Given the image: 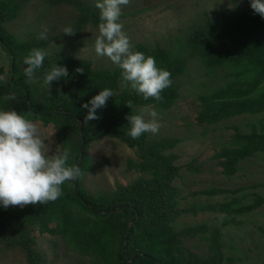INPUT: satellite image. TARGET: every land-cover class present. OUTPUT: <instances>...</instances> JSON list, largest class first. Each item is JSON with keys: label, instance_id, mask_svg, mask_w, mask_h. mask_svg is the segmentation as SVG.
Here are the masks:
<instances>
[{"label": "trees", "instance_id": "1", "mask_svg": "<svg viewBox=\"0 0 264 264\" xmlns=\"http://www.w3.org/2000/svg\"><path fill=\"white\" fill-rule=\"evenodd\" d=\"M29 1L0 0V50L8 62L6 68L0 65V110L14 109L31 120L51 122L57 139L69 150L67 163L78 164L83 175L66 182L63 194L55 201L22 208L5 209L0 205V236L7 238V244L20 249L28 264H46L43 251L35 248L26 229L30 230L29 224H39L51 217L56 221L53 234L79 255L90 254L95 262L102 264H225L228 257L222 250L220 228L203 223L178 230L173 224L184 212H232V201L179 207L178 191L173 185L179 167L175 164L176 156L167 152L177 140L152 139L147 133L132 139L126 117L139 114V107L149 104L171 107L180 96V79L189 72L190 61H195L194 67L200 68L203 77L201 86L211 88L208 81H215L221 75L223 80L230 78L223 85L203 89L198 94L202 107L200 120L218 122L244 113L262 116L257 125H251V134L235 135L233 145L221 151L227 157L221 161L224 171L233 173L241 160L258 152L264 154V18L252 8L224 9L215 16L205 13L185 29L183 36L176 37L173 46L136 43L135 51L153 56L157 67L171 73V86L162 91L163 99L156 101L144 100L123 82L118 66L93 69L88 60L51 48L58 38L73 37L86 29L87 24L98 27L100 14L91 5L78 0H45L49 7H58L64 2L73 7L77 5L80 11L69 26L75 31L72 35H65L63 30L42 40L40 33L30 32L28 38L20 39L7 32L3 24L17 18ZM128 14L121 12L119 20ZM34 48L44 49L47 55L43 66L29 78L24 74L23 59ZM55 64L66 67L69 72L48 89L44 76ZM78 68L82 71L78 72ZM219 70L223 73L218 74ZM105 88L112 90L113 97L97 110L99 119L84 124L87 109L81 105ZM129 103L131 107L126 106ZM103 136L118 138L135 148L137 155L130 160V166L139 168L145 176L127 185L118 184L113 192L92 195L79 181L89 170L90 142ZM213 192L225 191L216 189L208 193ZM254 201L236 206L235 210L249 212L263 203L260 197ZM195 237L203 238L204 244L206 241L202 254L189 246ZM262 257L261 264H264Z\"/></svg>", "mask_w": 264, "mask_h": 264}, {"label": "rangeland", "instance_id": "2", "mask_svg": "<svg viewBox=\"0 0 264 264\" xmlns=\"http://www.w3.org/2000/svg\"><path fill=\"white\" fill-rule=\"evenodd\" d=\"M78 1L91 5L100 14V10L95 7L98 0ZM250 2L251 0H130L129 4L121 6V12L127 11L130 14L119 22L123 24V31L132 46L143 43L170 47L177 36H183L185 29L203 18L205 13L215 16L224 9L244 11L251 8ZM66 3L49 7L45 0H31L22 7L17 18L3 24V27L20 39L28 38L30 32L41 33L45 29L46 36H53L69 27L80 11L76 8L77 5L73 7ZM89 26L87 24L86 29L73 37L58 38L51 44V48L74 58L88 60L93 69L117 66L106 56L95 53L98 27ZM190 63L191 72L189 70L180 79V96L177 101L168 108L149 104L159 113L161 127L157 134L147 133V136L152 139L167 137L177 140L175 146L167 152L176 156L175 164L179 167V175L173 180L178 191L179 207L206 202L227 204L232 201V212H184L177 216L173 226L179 230L203 223L215 225L222 230V250L228 257L225 264H261L264 255V154L258 152L241 160L237 169L229 174L221 164V161L227 159L221 151L233 145L235 135L251 134V125H257L262 116L258 113H244L224 117L218 122L200 120L202 107L198 94L203 89L211 90L223 85L224 80L228 81L230 78L223 80L221 75L215 81H208L211 88L208 85L205 87V84L201 86L203 77L200 75V68L194 67L197 64L195 61ZM7 64L4 53L0 50V65L6 68ZM221 73L223 71L219 70L218 74ZM52 83L57 84L59 81ZM33 121L38 124L41 136L49 147L48 154L62 152L64 145L57 139L55 126L51 122L44 124L39 119ZM88 154L89 170L79 182L92 195L113 192L118 184L127 185L145 176L139 168L130 166V160L137 155L135 148L118 138L103 136L92 140ZM216 189L225 192L208 193ZM257 197L263 203L253 211L241 213L235 210L236 206L250 203ZM55 226V219L47 217L39 224H29L27 227L30 230L26 229L35 248L43 251L46 264H102L95 262L92 255L81 256L67 246L58 235L52 233ZM202 239L195 237L191 240L189 246L193 251H205L207 244ZM7 241V238L0 236V264H28L22 251L7 244Z\"/></svg>", "mask_w": 264, "mask_h": 264}, {"label": "clouds", "instance_id": "3", "mask_svg": "<svg viewBox=\"0 0 264 264\" xmlns=\"http://www.w3.org/2000/svg\"><path fill=\"white\" fill-rule=\"evenodd\" d=\"M130 0H98L95 7L100 10L98 35L95 39V53L106 56L121 69V79L144 100L149 98L161 101V93L172 84L171 73L157 67L153 56L135 51L129 37L119 22L121 6ZM250 7L264 18V0H251ZM46 32L39 34L46 39ZM75 31L65 27V35ZM47 55L44 49L34 48L23 59L24 74L32 78L36 70L43 66ZM82 71V69H77ZM68 75L66 67L57 64L44 76V84L51 86L53 81ZM111 89L105 88L81 105L87 109L84 124L99 119L98 109L106 106ZM131 107L129 103L126 105ZM130 124L129 135L132 139L144 133L157 134L161 124L159 113L154 107L146 105L139 114L126 117ZM49 147L42 138L36 122L14 109L0 110V205L24 207L45 204L57 200L62 193V185L75 181L83 173L78 164L69 165V150L49 155Z\"/></svg>", "mask_w": 264, "mask_h": 264}]
</instances>
